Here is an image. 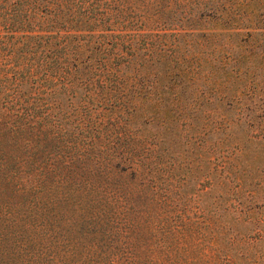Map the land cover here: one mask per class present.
Here are the masks:
<instances>
[{"label":"rangeland","instance_id":"1","mask_svg":"<svg viewBox=\"0 0 264 264\" xmlns=\"http://www.w3.org/2000/svg\"><path fill=\"white\" fill-rule=\"evenodd\" d=\"M171 2L165 29L138 26L139 8L118 11L132 21L130 44L104 57L128 50L130 73H50L69 75L73 85L87 79L85 100L74 91L53 101L88 105L100 124L94 151L139 158L148 182L134 183L124 209L123 182L96 175L91 187L101 195L89 208L83 186L61 178L66 168L63 176L60 167L50 172L45 189L56 204L27 211L17 235L4 232L7 264H264V0ZM213 9L223 16H209ZM227 13L242 15V32L223 29ZM152 88L162 104L182 109L177 119L163 121ZM50 102L39 95L34 104ZM72 151L59 145L29 170L67 165ZM13 194L0 188V201Z\"/></svg>","mask_w":264,"mask_h":264},{"label":"trees","instance_id":"2","mask_svg":"<svg viewBox=\"0 0 264 264\" xmlns=\"http://www.w3.org/2000/svg\"><path fill=\"white\" fill-rule=\"evenodd\" d=\"M135 8L141 9L136 20L140 27L155 24L165 29L173 24L161 18L164 12H173L171 0H0V73H3L0 75V188L7 186L14 193L0 201V237L5 231V235L13 236L21 232L16 227L27 211L38 210L39 205L47 208L56 204L45 188L47 176L52 171L59 172V167L60 176L65 168L68 170L67 176L61 177L68 182L67 187L83 186L80 193L89 197L86 203L89 208L97 206V194L101 195L97 187H91L96 175H111L123 182L124 209L133 189L137 188L134 183L148 182L142 176L143 163L139 158L128 153L105 157L94 151L98 141L93 133L100 124L88 105H75L71 109L53 101L54 94L71 97L74 91L80 92L77 100H85L86 95L80 90L87 79L80 78L73 85L67 74H50L130 73L133 62L128 50L120 51L121 59L111 54L104 57V54L121 42L130 44L128 28L132 21L119 19L118 11ZM211 15L223 16L216 9ZM241 18L242 15L236 18L227 13L221 19L225 22L223 29L242 32ZM178 22L180 19L175 24ZM152 92L156 98L152 106L159 107L165 99L161 96L158 101L154 88ZM39 95L51 102L45 107L35 105ZM25 96L26 100H32L31 105L14 104ZM150 100L153 102L154 98ZM162 106L163 121L170 115L177 119L182 110L173 101H166ZM116 143L112 142L113 147ZM59 145L74 150L67 165L48 164L37 172L29 170ZM104 211L100 207L101 215ZM91 222L97 230L101 228V220L92 218ZM9 260L1 251L0 264H7Z\"/></svg>","mask_w":264,"mask_h":264}]
</instances>
